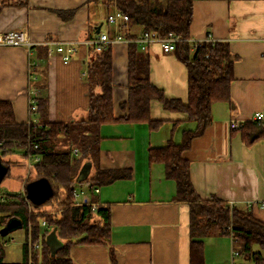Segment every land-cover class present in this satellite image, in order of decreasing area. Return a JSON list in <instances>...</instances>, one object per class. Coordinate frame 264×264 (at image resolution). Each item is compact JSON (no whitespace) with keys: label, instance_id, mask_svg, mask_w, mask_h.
Returning a JSON list of instances; mask_svg holds the SVG:
<instances>
[{"label":"crops","instance_id":"obj_1","mask_svg":"<svg viewBox=\"0 0 264 264\" xmlns=\"http://www.w3.org/2000/svg\"><path fill=\"white\" fill-rule=\"evenodd\" d=\"M69 11L73 15L68 19L59 15ZM113 11L101 1L87 0H27L23 7L2 8L0 38L9 31L25 30L32 44L30 49L0 45V101L11 105L16 122L37 118V109L29 111L32 90L36 99L46 101L48 122L86 119L89 42L98 29L109 38L121 37L120 27L106 22ZM130 32L139 34L140 29ZM208 36L227 43L235 57L230 101L212 105L211 124L192 140L182 157L189 163L190 182L201 200L216 197L251 211L264 222V206L259 207L264 203V139L246 146L238 129L230 128L231 120L242 125L255 113L264 114V0H194L190 40ZM58 43L74 45L66 63L55 50ZM111 48L113 115L119 118L125 114L120 105L128 96L127 40L121 37ZM146 53L151 84L166 97L186 103L185 66L173 53L162 52L158 44L149 46ZM31 64L37 65V75L30 73ZM150 118L163 124L153 131L143 123L100 127L99 168L127 170L129 176L100 186L91 199L109 207L115 264H189L188 204L172 201L175 183L165 178L162 164L148 162V148L164 146L173 123L177 125L173 140L179 142L181 130L190 124L184 114L167 111L155 100L150 103ZM92 168L86 176L93 174ZM213 235L203 240L205 264L210 243H214V264H229L231 237L227 243L225 235ZM49 251L52 254L50 247ZM70 257L75 264H113L109 247L102 245H72Z\"/></svg>","mask_w":264,"mask_h":264},{"label":"trees","instance_id":"obj_2","mask_svg":"<svg viewBox=\"0 0 264 264\" xmlns=\"http://www.w3.org/2000/svg\"><path fill=\"white\" fill-rule=\"evenodd\" d=\"M98 1L107 9L113 8L128 17L120 25V35L127 40L128 96L120 105V110L125 114L119 118L113 115L111 44L102 46L99 51L90 46L86 66L89 90L86 119L48 122L46 101L36 99V122H16L11 105L0 101V163L5 166L0 183L10 176L13 165L6 158L17 153L27 161L38 157L29 171L33 172L34 177L28 176L23 185L44 178L53 190L52 196L37 206L24 195L7 193L4 200H0V229L16 219L25 231L22 260L19 263L3 261L4 245L0 236V264H75L70 257L72 245L108 246L111 262L115 264L110 246L108 205L99 204L93 213L90 206L75 205L74 191L80 188L92 193L94 188L128 178L127 170L99 168L100 127L143 123L149 130H157L163 122L150 118V103L154 100L167 111L184 114L186 122L192 125L183 128L179 142H174L177 125L173 123L167 143L162 147L148 148V162L162 164L165 178L175 183L172 201L188 204L189 264H205L203 240L215 232L231 237L232 251L235 249L238 256L252 264H264V257L253 251L254 246L264 248V222L256 219L251 211L229 205L216 197L201 200L190 182L189 163L182 157L192 140L202 135L211 124L212 105L230 101L235 57L228 44L221 41L190 43L194 0H87V3ZM26 5L27 0H0V11L4 7ZM59 15L68 19L73 11L60 12ZM134 27L140 29L139 34L130 32ZM145 32H154L162 38L173 35L182 40L175 45L173 54L186 68V103L166 97L162 90L151 84L149 56L134 42ZM237 132L241 141L251 146L264 139V124L250 120L240 125ZM74 150H77L76 155H72ZM90 167L94 168V172L88 177L84 174ZM42 221L47 227H41ZM53 229L61 246L51 254L46 236ZM28 241L37 243L39 249L29 248Z\"/></svg>","mask_w":264,"mask_h":264},{"label":"built area","instance_id":"obj_3","mask_svg":"<svg viewBox=\"0 0 264 264\" xmlns=\"http://www.w3.org/2000/svg\"><path fill=\"white\" fill-rule=\"evenodd\" d=\"M128 20V17L123 14L120 11L114 10L111 14H108L106 17V22L110 25H113L115 27H120L121 24L125 23ZM121 40V37L119 35H115L113 38H109L107 34L105 33H98L95 37H93L89 45L94 46L96 51H99L102 46L106 44H112L116 41ZM182 41L181 39L173 36V35H168L166 37H159L156 35V33H142L134 42L138 45L139 49L141 51H147L149 46L152 44H158L164 53H173L175 45ZM190 43H193L194 45L197 42L201 41H192L189 40ZM202 41H213L211 38L208 36L206 40ZM0 45L3 46H25L28 49L32 46V44L29 42L28 36L26 34L25 30H15V31H9L3 34L0 38ZM56 52L61 56V59L64 63L68 62L70 60L71 54L75 51L74 45L70 43H58L56 47ZM37 65L31 64L30 65V73H35L36 72ZM37 105H36V91L32 90L30 93V100H29V111L30 113L36 112ZM33 122H36V119H30ZM251 121H255L258 123L264 124V114L262 112H257L255 113ZM239 124L235 120L230 121V128L232 130H236L239 128ZM77 150H74L72 152V155H76ZM38 161V157H33L28 161L29 167L35 162ZM24 186L17 195H24L25 196V191H24ZM99 192V188H94L92 190V193L97 194ZM5 194L3 196H0V200H4ZM74 198H75V205H87L90 206L91 211L95 213L97 211L98 203L92 201L91 199V193L85 192V190L77 188L74 191ZM264 203H261L259 207H263ZM41 227L45 228L47 227V224L42 221L41 222ZM232 236V235H231ZM27 245L29 248L33 250L39 249V245L37 243H30L29 241L27 242ZM237 252L232 251V257L237 256Z\"/></svg>","mask_w":264,"mask_h":264},{"label":"rangeland","instance_id":"obj_4","mask_svg":"<svg viewBox=\"0 0 264 264\" xmlns=\"http://www.w3.org/2000/svg\"><path fill=\"white\" fill-rule=\"evenodd\" d=\"M110 10V9H109ZM106 17V16H105ZM102 22V21H101ZM102 29L106 27V24L104 22ZM189 127H192V125H189ZM6 160H10L13 162V165L10 167V176L6 179H4L0 183V196H3L4 194H18L22 190L23 181L28 176L30 178L34 177L33 172L30 171V167L28 165V161L22 158L19 154H13L6 158ZM93 171V168L91 172ZM30 174V175H29ZM46 205H44V208ZM47 208V207H46ZM214 237L217 236V233L215 232ZM222 237V236H221ZM226 239V242H229V237H224ZM3 242V261L6 263H19L22 260V250L21 246L23 245L25 241V231L23 227H17L13 230H11L5 237H2ZM230 243V242H229ZM207 252H208V258L209 263L208 264H214V260L212 258V254L215 249L214 243H210L207 246ZM231 246L229 244V264H252L251 261L245 259L242 256H231ZM235 251V249H234ZM254 252H259L264 257V248L261 249L258 246L253 247ZM232 260V261H231Z\"/></svg>","mask_w":264,"mask_h":264},{"label":"water","instance_id":"obj_5","mask_svg":"<svg viewBox=\"0 0 264 264\" xmlns=\"http://www.w3.org/2000/svg\"><path fill=\"white\" fill-rule=\"evenodd\" d=\"M96 33H99V29L96 30ZM85 168H87V166H85ZM4 172L5 166L0 163V178ZM84 175H86V173ZM24 191L26 199L36 206L45 203L53 193L51 185L44 178H39L28 182L24 186ZM20 226V221L12 219L5 227L0 229V236L5 237L11 230ZM46 243L50 247L52 254H54L60 248L61 242L57 239L54 229L48 236H46Z\"/></svg>","mask_w":264,"mask_h":264}]
</instances>
